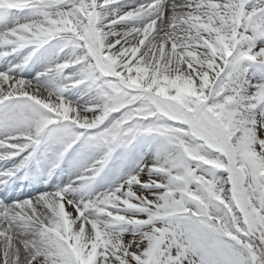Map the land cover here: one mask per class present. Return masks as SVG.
Listing matches in <instances>:
<instances>
[{"label":"snow or ice","instance_id":"1","mask_svg":"<svg viewBox=\"0 0 264 264\" xmlns=\"http://www.w3.org/2000/svg\"><path fill=\"white\" fill-rule=\"evenodd\" d=\"M0 264H264V0H0Z\"/></svg>","mask_w":264,"mask_h":264}]
</instances>
